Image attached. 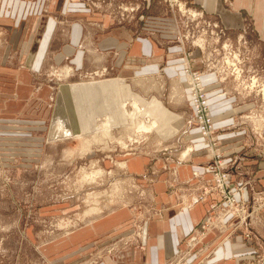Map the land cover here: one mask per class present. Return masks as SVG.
<instances>
[{
  "label": "rangeland",
  "instance_id": "obj_1",
  "mask_svg": "<svg viewBox=\"0 0 264 264\" xmlns=\"http://www.w3.org/2000/svg\"><path fill=\"white\" fill-rule=\"evenodd\" d=\"M84 1L144 20L146 0ZM155 1L175 26L155 63L181 80L67 63L17 93L0 76V264H264V29L248 9L228 29L191 0ZM186 166L174 180L168 168ZM189 204L198 221L166 258L150 254L151 221Z\"/></svg>",
  "mask_w": 264,
  "mask_h": 264
},
{
  "label": "crops",
  "instance_id": "obj_2",
  "mask_svg": "<svg viewBox=\"0 0 264 264\" xmlns=\"http://www.w3.org/2000/svg\"><path fill=\"white\" fill-rule=\"evenodd\" d=\"M122 1L131 3L136 0ZM191 1L205 13L212 14L213 19L225 28L241 27L244 10L248 9L246 11L251 13L256 28L264 29V18L262 23L260 19L264 14V0ZM142 7L145 13L143 22L135 20L119 24L84 0H0V76L7 78L10 91L17 93L29 91L32 81L40 78L51 66L67 63L76 70L113 65L120 77L136 75L137 72H164L181 80V71L177 72L174 64L162 65L160 70L161 64L155 63L154 56L162 45L174 41V20L168 14L167 5L146 0ZM218 93L216 95L222 97L223 94ZM220 97L216 99L217 107L231 109L234 106ZM187 167L168 170L173 169V179L177 181L190 176L193 170ZM173 197L177 203L178 199L175 195ZM169 199L168 196L166 200ZM168 202L170 204L171 200ZM184 208L172 215L171 222L163 217L155 224L151 221L149 240H153L154 243L150 244L154 246L150 254L160 253L166 258L168 252L174 251L175 243L183 237V229L194 226L203 206L191 204L188 210ZM128 257L134 258V255L129 253Z\"/></svg>",
  "mask_w": 264,
  "mask_h": 264
},
{
  "label": "built area",
  "instance_id": "obj_3",
  "mask_svg": "<svg viewBox=\"0 0 264 264\" xmlns=\"http://www.w3.org/2000/svg\"><path fill=\"white\" fill-rule=\"evenodd\" d=\"M195 80L197 81V83H198V85H199V87H200V78H199V76H196L195 77ZM196 81H195V83H196ZM194 90H192L195 94H197L196 95V101H197V103H196V105H199L201 108L202 107H205L206 108V106H207V104H206V99H205V96H204V92H203V89L200 87V88H193ZM202 89V90H201ZM206 117H208L207 119L208 120H206L205 118ZM204 119L206 120H203V123H202V129H203V134H206V131L208 132V130H210V127H211V119H210V117L209 116H206Z\"/></svg>",
  "mask_w": 264,
  "mask_h": 264
},
{
  "label": "bare ground",
  "instance_id": "obj_4",
  "mask_svg": "<svg viewBox=\"0 0 264 264\" xmlns=\"http://www.w3.org/2000/svg\"><path fill=\"white\" fill-rule=\"evenodd\" d=\"M180 6V5H179ZM192 83V82H191ZM154 124V123H153ZM211 124H212V121H211ZM152 125V124H151ZM150 126V125H149ZM154 126V125H153ZM141 127V126H140ZM109 128V126H108ZM108 128H106V131H108ZM185 154V153H184ZM195 200V199H194ZM190 205V204H189Z\"/></svg>",
  "mask_w": 264,
  "mask_h": 264
}]
</instances>
